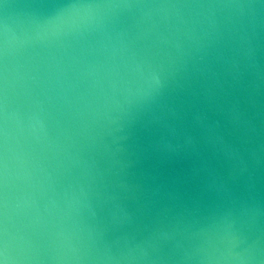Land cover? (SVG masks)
Returning <instances> with one entry per match:
<instances>
[{"label":"water","instance_id":"obj_1","mask_svg":"<svg viewBox=\"0 0 264 264\" xmlns=\"http://www.w3.org/2000/svg\"><path fill=\"white\" fill-rule=\"evenodd\" d=\"M153 73L165 85L156 101ZM0 104L9 264H264V7L255 0H3ZM197 111L202 129L214 123L240 149L247 170L236 180L203 144L215 181L193 174L198 158L153 150L162 137H201ZM153 176L171 195L133 224L115 221L112 197L135 209L125 186H151Z\"/></svg>","mask_w":264,"mask_h":264},{"label":"clouds","instance_id":"obj_2","mask_svg":"<svg viewBox=\"0 0 264 264\" xmlns=\"http://www.w3.org/2000/svg\"><path fill=\"white\" fill-rule=\"evenodd\" d=\"M156 74V73H153ZM151 75V78L153 76ZM159 75V74H158ZM160 76V75H159ZM150 78V81H151ZM161 78V76H160ZM162 86L159 89H151L150 83V92L148 93V98L156 101L158 97L163 96L164 82L162 81ZM208 99L211 98L210 94H206ZM173 116H176L174 110H170ZM232 109H230V112ZM202 112L197 111L193 116V123L195 126L200 127ZM156 123L161 124L162 126H167L164 121L163 116L154 117ZM234 127L239 129H244V119L240 113L233 121ZM203 135L201 137H196L191 132H185L184 142L182 144L173 145L165 138H161L158 142L152 145L153 150L160 153L162 156L171 158L172 156H181L189 155L194 156L199 159V167H194L192 172L194 175H199L201 171H207L212 175L213 180L217 178L215 173L209 167V161L203 158L201 152V145L209 147L215 154L222 155L229 162V172L228 176L232 180H236L239 175H242L244 171L247 170V163L244 160V157L241 155V151L238 147L229 145L225 142L223 136L219 131L214 130V123L209 122L207 129H202ZM153 184L151 186L145 187L143 184H133L125 186V190L131 193L132 198L136 200L137 207L135 209H130L128 204L125 202L127 197L122 198L120 196L112 197V209L111 214L112 218L118 223H128L133 224L137 219V213H143L144 211H151L152 205L155 203V199L161 195L171 193H165V185L163 183H157V178L152 177ZM223 183L219 184V187H224Z\"/></svg>","mask_w":264,"mask_h":264},{"label":"snow or ice","instance_id":"obj_3","mask_svg":"<svg viewBox=\"0 0 264 264\" xmlns=\"http://www.w3.org/2000/svg\"><path fill=\"white\" fill-rule=\"evenodd\" d=\"M0 3H3V0H0ZM255 3L264 7V0H255ZM161 86L162 82L160 76L158 74H153L150 81L151 89H159ZM0 108H2V104H0ZM5 170L6 164L4 163L2 156H0V264H9L8 246L6 242L7 232L3 223L4 210L6 208V200L3 196L4 182L6 179Z\"/></svg>","mask_w":264,"mask_h":264}]
</instances>
